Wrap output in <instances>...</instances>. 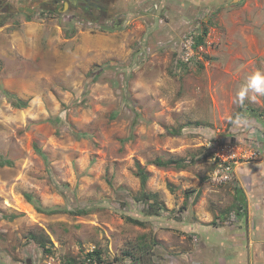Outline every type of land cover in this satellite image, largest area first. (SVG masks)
<instances>
[{
	"label": "rangeland",
	"instance_id": "rangeland-1",
	"mask_svg": "<svg viewBox=\"0 0 264 264\" xmlns=\"http://www.w3.org/2000/svg\"><path fill=\"white\" fill-rule=\"evenodd\" d=\"M2 1L0 264L228 259L198 229L246 227L237 196L264 170V0H122L107 21Z\"/></svg>",
	"mask_w": 264,
	"mask_h": 264
},
{
	"label": "crops",
	"instance_id": "crops-1",
	"mask_svg": "<svg viewBox=\"0 0 264 264\" xmlns=\"http://www.w3.org/2000/svg\"><path fill=\"white\" fill-rule=\"evenodd\" d=\"M114 1H117L118 6L121 5L122 0ZM247 178L249 188L243 191L247 213L241 218L246 227L238 230H228L221 226L213 229L197 228L207 241L202 242L205 246L212 243L215 247L228 246V250L227 247L222 248L223 254L226 253L224 250L228 252V259L220 256V264H264V170L250 171ZM210 236L213 239H209Z\"/></svg>",
	"mask_w": 264,
	"mask_h": 264
},
{
	"label": "flooded vegetation",
	"instance_id": "flooded-vegetation-1",
	"mask_svg": "<svg viewBox=\"0 0 264 264\" xmlns=\"http://www.w3.org/2000/svg\"><path fill=\"white\" fill-rule=\"evenodd\" d=\"M114 0H39L38 7L41 10H49L57 13H67L73 11L75 13L85 14L87 17L95 18V20L107 21L114 15L110 7L114 4ZM68 3V5L66 4ZM62 4V5H61ZM61 5V7H60ZM8 3L0 0V12L6 14L12 13L7 10ZM1 16V15H0ZM94 20V19H92Z\"/></svg>",
	"mask_w": 264,
	"mask_h": 264
},
{
	"label": "trees",
	"instance_id": "trees-1",
	"mask_svg": "<svg viewBox=\"0 0 264 264\" xmlns=\"http://www.w3.org/2000/svg\"><path fill=\"white\" fill-rule=\"evenodd\" d=\"M200 31H202L203 33L202 34H198L197 35V38H196V46L197 45H201L204 41H203V38H204V34L206 33V29H199ZM27 103H24L22 106L26 105ZM153 163L159 165V166H169V165H177V166H183L184 163H183V159H177V158H168V159H162V158H156ZM136 174L140 177L141 179V184L143 187H145L146 185V182L148 180V172L140 165L138 164V167H137V171H136ZM30 200H33V197L30 195V194H27L26 195ZM245 196L243 194V191H239V194L237 196V202L235 204V207H238L239 210L241 208H244L246 202H245ZM154 205H152V208L151 209H154L153 207ZM39 210H42V211H45V212H48V213H61V212H64L65 210H62V209H44L42 207H38ZM65 212H69V213H74V214H77L76 211H73V210H66ZM80 212V211H79ZM83 211H81L82 213ZM158 212V211H157ZM84 213V212H83ZM129 221L135 223V224H143L141 220H139L138 218H134V217H127ZM33 238L36 240V241H39L40 244L44 247L45 250L47 251H50V249L47 248L46 244H47V239L43 238V237H40L38 238L37 236L33 235ZM126 254L128 255H132V251H128ZM89 256L91 257V260L89 262V264H95V261H99L101 262L103 260V255H102V251L100 249H95L94 251H92V253H89ZM136 259H140L139 257L138 258H135Z\"/></svg>",
	"mask_w": 264,
	"mask_h": 264
},
{
	"label": "built area",
	"instance_id": "built-area-1",
	"mask_svg": "<svg viewBox=\"0 0 264 264\" xmlns=\"http://www.w3.org/2000/svg\"><path fill=\"white\" fill-rule=\"evenodd\" d=\"M182 53L179 55V58L182 62H188L189 60H193V54L195 53L196 48V38L195 33L191 32L186 39H184L181 43ZM193 55V56H192ZM243 209H241L242 211ZM235 216V213L234 215ZM116 264V263H114Z\"/></svg>",
	"mask_w": 264,
	"mask_h": 264
},
{
	"label": "water",
	"instance_id": "water-1",
	"mask_svg": "<svg viewBox=\"0 0 264 264\" xmlns=\"http://www.w3.org/2000/svg\"><path fill=\"white\" fill-rule=\"evenodd\" d=\"M68 5V3H66Z\"/></svg>",
	"mask_w": 264,
	"mask_h": 264
}]
</instances>
